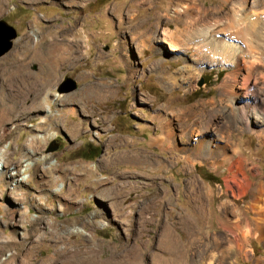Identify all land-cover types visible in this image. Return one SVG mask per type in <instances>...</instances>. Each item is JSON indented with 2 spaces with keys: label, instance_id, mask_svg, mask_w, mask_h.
Wrapping results in <instances>:
<instances>
[{
  "label": "rangeland",
  "instance_id": "obj_1",
  "mask_svg": "<svg viewBox=\"0 0 264 264\" xmlns=\"http://www.w3.org/2000/svg\"><path fill=\"white\" fill-rule=\"evenodd\" d=\"M166 1L0 0V20H4L16 31L11 48L0 56V96L7 95L3 90L4 85L10 91L8 99L4 101L6 106L17 104L19 109L17 115H11V121L0 126L6 128L0 137V158L2 155L3 159L8 158L9 173L18 174L15 179L9 178V173L0 176V262L125 264L143 248L155 252L156 256L160 255L156 252L157 242L168 231L172 232L179 244L186 242L189 234L195 236L193 248L201 245L208 249L204 244L207 242L211 247L212 243L214 260L210 264H255L256 260L258 264H264V244L257 240L256 234L247 235L242 242L236 230L225 232L219 222L224 214L218 206L222 200L228 201L232 207L231 212L226 214L227 219L238 217L240 212L249 218V193H243L225 178L226 166L214 167L210 161L198 157L186 166L180 151L150 143L151 136L158 132L152 115L159 105L166 108V113L175 122L179 110L201 100L213 99L215 109H218V86L228 77L227 72L233 71L230 64L236 62L235 58L228 57L226 64L222 54L213 55L205 48H201L197 54L193 52L195 49L185 53L184 50L183 53L177 52V55L188 59L195 72L182 88L169 86L166 89L163 86L166 75L183 63L181 58L174 59L175 54L163 43L161 50L157 51V43L151 41V45L141 46L138 39L134 38V46L130 45L129 52L130 63L137 72L128 76V67L121 59L118 46L120 38L130 41L129 34H136L140 30L147 29L150 37L155 35V22L161 27L173 28L178 16L176 10L184 4L188 6L186 9L192 18L187 19L188 23L193 22L197 26L214 24L213 29L222 32L228 28L227 18L231 14L236 15L246 0ZM200 8L206 11L202 12ZM127 10L134 13L133 20L128 28L119 30L126 27L119 20V15L123 13L125 17ZM71 26L79 37L86 39L84 54L79 60H58L59 46L51 47V50L42 52L38 57L32 54L34 47L46 43L53 34L56 40L65 37L64 31ZM224 33V40L234 44L236 37ZM252 44L264 58V21L257 25ZM234 45L236 49L232 48V51L237 57L241 53L239 49H243L244 45L240 46L239 41ZM63 47L64 54L69 55L72 47L67 44ZM243 54L245 60H249ZM157 58L162 59V67L167 68L162 80L157 79L158 72L152 67ZM263 63L260 58L258 67L256 65L253 69L254 77L248 82L241 79L243 74L239 76V82L245 85L239 91V103L246 101L251 105L260 104L264 112ZM67 78L74 81L75 87L66 92H58ZM33 80L37 85L48 81L38 95L35 87L29 86ZM100 83L112 84L116 93L109 97L97 96L96 88L102 85ZM247 86L250 93L245 98L241 95ZM47 91L50 95L44 100ZM76 92L79 93V101L75 97ZM139 92L146 94L150 101L142 99ZM83 102L95 111V121L80 109ZM45 105L51 108L52 115L46 116ZM207 111L208 108L203 114ZM188 115L187 118L184 116L183 123L186 125L198 119L197 115ZM103 116H106V120L102 123ZM41 118H45V121L40 123ZM228 124L231 128L223 132H233L231 139L248 160L247 167H251V170L246 168L245 176L251 187H254L264 180V124L260 127L250 124L249 128L242 131H233V126L242 127L243 122L241 125V121L230 119ZM71 127H75L73 133L69 132ZM38 132L43 134V140L37 142L38 146L33 143L35 153L30 155L29 161L33 164L37 160L40 165L26 169L23 167L24 159L28 158L25 140L32 133ZM111 134L117 136V146H107ZM186 139L184 136L177 137L175 143L177 146L189 143L190 138ZM51 143L56 148L47 151ZM123 150L146 154L155 162L145 165L136 159H121L119 163L109 166L99 163L103 155ZM14 161H20L16 168H13ZM76 162L94 163L95 173L85 178L79 177L80 167L77 165L76 170L70 169L65 175L58 169L60 165H73ZM42 165L51 169L46 174L50 179L48 187L37 186L35 182L42 176ZM117 171H130L132 173L125 176L130 174L132 177L129 179L143 183L140 189L125 191L127 193L119 203L118 213L123 214L120 217L118 214L114 216L112 207L96 193L118 181H126L123 175L112 174ZM139 171L148 175L136 173ZM98 176L107 179L99 183L93 181ZM189 176H194L200 186V191L194 195L188 188ZM74 178L79 180L75 181ZM144 201L149 203L147 210L141 204ZM198 207L203 208L204 216L203 210L199 213ZM98 210L102 213L101 217L97 216ZM57 223H70L68 231H62L59 226L55 228L54 224ZM164 225L170 230L167 227L164 229ZM74 227H81L83 232L76 233L72 230ZM200 230L210 236L198 238L197 232ZM227 239L230 241H225ZM197 254L195 252L193 257L190 256L191 263L197 259ZM143 261L144 264H152L147 256H144Z\"/></svg>",
  "mask_w": 264,
  "mask_h": 264
},
{
  "label": "bare ground",
  "instance_id": "obj_2",
  "mask_svg": "<svg viewBox=\"0 0 264 264\" xmlns=\"http://www.w3.org/2000/svg\"><path fill=\"white\" fill-rule=\"evenodd\" d=\"M27 1H31V0H27ZM170 1L173 0H167L166 2L169 3ZM176 1H178L179 3L181 0H176ZM167 3L165 5H167ZM186 7L188 6L184 4V6H181L176 10L178 16H177V21H175L176 24L174 25L173 28L161 27L159 26L158 22H155L154 26L156 33L151 37H150V33H148V30L146 29V30H140L136 34H132V33L129 34L131 39L130 41L126 40L125 38H120L118 43L120 56L121 59L126 62V65L128 67L127 69L128 76H132L133 73L137 72L136 70H134L133 65L130 63L131 55L129 52L130 45L134 46L133 44L134 38L138 39L141 46H146L148 44L151 45L150 43L151 41L152 43H157L155 47V50L157 51L161 50L162 43L165 44L167 48L171 52H173V55L175 54L173 56L174 59L181 58L183 61V63L179 67L170 71L166 75V80L163 82V86L166 89L169 88V86L171 88L172 87L182 88L184 83L188 84L189 78L193 76L195 72L194 66L192 67L190 65L188 59L177 55L176 54L177 52L185 53L190 49H195L193 52L197 54V52L200 51L201 48H205V49H209L208 51H210L211 54L213 55L217 53L222 54L225 58V61L227 62L226 64H228V57L235 58L236 62L230 64L234 68L233 71L227 72L228 77L223 79L218 86V100L220 102L219 108L215 109L213 99L201 100L194 104H190L186 106L182 110H179L178 113L179 115L176 118V122H175L174 119L171 118V116H169L166 113L167 112L166 108L162 105H159L156 108L157 110H155L154 114L152 115V118L155 120L158 132L153 136H151L150 143L160 148L167 146L168 148H172L180 151L182 153L181 154L182 158L185 160L186 166H189L192 163L193 158L195 157L210 161L214 167H217L218 165H224V167L226 166L227 174L225 178H227L233 186L239 188L243 193L246 192L249 193V204L247 206V213H249V218H246V216L239 211L240 213L238 217H234V219H227L226 214L228 212H231L232 207L228 201L222 200L218 206L221 212L224 213L225 215L222 214L221 220L219 222L222 225V228L225 230V232L227 230L228 231L236 230L242 242L245 240L247 235L256 234L258 238L257 240L261 241L264 244V180L258 183L257 185H255L254 187H251V184L247 176H245L246 168L248 170H251V167H247V163H249L248 160L246 159V157L242 155V152L238 148L237 144L231 139V133L233 132L230 131V133L228 134H225L223 132L225 130L229 131V128H231L229 127L228 124L230 119L241 121V125L243 122L242 127L234 125L233 131L236 130L242 131L246 129V127L249 128L248 125L250 124L251 125L255 124L258 127L264 124V112L263 110H261L260 104L251 105L246 101L239 103V98H240L239 91L240 89L242 91V89H244L245 87V85H243V82H248V80L251 79V77L253 76V69L256 68V65L258 67V60L260 58L262 62H264V58L261 57V54L257 53L256 48L254 49L252 47L253 33L255 32L257 25L264 21V0H246L245 4L241 6L242 8L238 9L239 11H237L238 13L236 15L231 14L227 18L229 21L227 25L228 28L224 29V31L222 32L214 30L213 29V26H215L214 24H202L201 26H197L194 25L193 22L188 23L187 19L188 18L192 19V18L189 15L190 13L187 12ZM200 9L202 12L206 11L205 8L204 9L200 8ZM247 9L248 12L246 13ZM216 12L217 11L215 10L214 13ZM157 15L159 14H155L154 16ZM133 17H134V13H132V11L129 10L126 11L125 17L123 16V13H121L119 15V20L121 21L122 24H125L126 27L123 26L122 28H119V30L128 28V25L131 24ZM143 23H140V25H142ZM224 32L233 34L234 35L233 37H236L234 44H238L239 41L240 46L244 45L243 49H239L241 53H239L237 57H235L232 51L233 49H236V45L230 43V41L224 40L223 37L224 35H226ZM77 33L74 31V29L71 26L64 31L65 37L61 36L62 38H58L56 40V36L55 34H53L52 37L46 41V43H41L39 44L38 47H34L32 54L38 57L42 55V52L44 51L48 52V50H51V47L59 46L60 50L58 49L59 51L57 53L58 60H60L61 62H66V61L71 62L72 60L77 61L79 60L80 56L84 54L83 47H84V42L86 41V39H84L83 37H79ZM218 33H224V34L218 35ZM68 34L70 35L69 38H67V36H69ZM217 36L222 38L217 39L216 38ZM64 44H67L69 47H72V50H70L69 55H65L64 54L65 52H63ZM136 49L138 50L139 47L138 48L136 47ZM182 50L184 51L182 52ZM243 53H245V55L248 56L247 59L249 60H245L246 58H244ZM199 56L200 55H198V58ZM162 63L163 60L158 58L155 62L152 63V67H154L153 70L158 72V76H157L158 80H162V78L164 77V73H166V69H167L162 67ZM2 66L4 67L6 65H2ZM4 71L5 70L3 69L2 72ZM241 74H243L244 76H241ZM239 76H241V79L244 80L243 82L242 81L239 82V78H240ZM47 84L48 81L45 84L37 85L33 80L32 82L29 83V86L30 87L34 86L36 94L38 95V92L41 91V88H43V86ZM100 84L102 85L96 88L97 96L109 97L116 93V90L113 89L112 84H104V83H100ZM3 87H4L3 90L6 91L7 95L0 96V126L2 123L11 121L13 118V116L11 117V115H17L19 112L18 106H16L17 104L9 107L6 106L4 101L8 99L10 91L4 85ZM248 89L249 86H247L245 90H243L244 93L243 95H241L242 97L245 98L247 97L248 93H250ZM0 91H2L1 84H0ZM251 92L253 93V91ZM138 94L141 96L142 99L150 101V99L146 94L141 92H139ZM48 95H50L49 91L45 93L43 99L46 100L47 99L46 97H48ZM249 96L251 97V95ZM75 97L78 98V101L81 100L79 93L77 92ZM44 108L46 111V116L52 115L51 108L48 105H45ZM207 108H208L207 113L203 114ZM80 109L82 110V112L87 113L88 116L92 118V121H95L94 119L95 111L88 108L84 102L81 104ZM188 114L194 116L197 115L196 117H198V119L194 121L192 120L193 122L192 123L190 122V125H186L185 123H183V121H184V116L185 117L189 116ZM223 115L227 120H225ZM45 118H41L39 122L41 123L45 121L44 120ZM105 120H106V116L101 117L102 123ZM5 130L6 128L4 127L0 128V137L3 136ZM74 131H75V127L73 128L71 127L69 129L70 133H73ZM183 136L187 137V139L190 138L188 140L189 143H182V145L177 146L175 143L177 137L180 138ZM108 137L109 140L107 142V146L110 144H112L113 146L118 145L119 140L116 135L111 134ZM41 140H43V134L41 132L32 133L26 138L25 147H26V152L28 154L27 156L28 158L24 159V165H23L24 168L29 169L32 166L40 165V163L37 160H35L34 163L32 164L29 161L30 159L29 157L31 154L35 153V146H38V143H40ZM33 143H36L37 145L34 146ZM0 159H1L0 176L2 177L4 174L9 173L8 167L10 164V160H8V158L3 159V155L2 158ZM121 159L126 161L136 159L145 165H150L152 164V162H155L154 159L149 158L146 154H141L140 152H135L132 150L131 151L123 150V151L115 152L111 155L109 154L103 155L99 163L103 166H109L119 163V160ZM19 162L20 161H14L13 168H16ZM75 165L80 167V169H78L80 171L79 177L87 178L95 173L94 163L76 162L73 163V165L72 164L60 165L58 166V169L63 173V175H65V172H67L70 169L72 171L76 170ZM41 169L43 171L42 176H40L38 179L35 180L36 185L37 186L45 185L48 187L50 184L49 183L50 179L49 176L46 177V174H49L51 169L49 166L44 167L43 165L41 166ZM259 172L260 171H258V173ZM128 173H132V172L130 171L112 172L113 175L115 174H118L119 176L123 175L122 178H124L126 181H118L110 186H107L99 191H96L97 195L105 199L108 205L112 207L114 216H117V214L118 217L123 215V214H119L118 212H120L119 203L121 201V198L127 193L125 191H128L127 189L129 190L140 189V185L143 184L142 181L132 180V178L129 179V177L132 176H129L130 174L125 176V174ZM136 173L148 175V173L146 174L145 172H141V171ZM17 175L18 174H16V172L14 174L9 173V178L15 179ZM74 179L75 181L79 180V178H74ZM103 179H107V178L98 176L94 178L93 181L99 183ZM64 180L68 182L66 177H64ZM187 182L190 185L189 187L188 186L187 187L193 193V195L200 191L199 190L200 186L198 185V182L196 181V178H194V176H189L187 178ZM230 187L232 186L230 185ZM153 197L154 196H151V198ZM76 201L79 202L78 199H76ZM141 204L144 205L143 206L144 210H147L149 208L148 201L147 203L146 201L141 202ZM197 210L199 211V213L202 212L201 207H198ZM125 213H130V212L126 211ZM101 214H102L101 211L98 210L97 216L101 217ZM54 225L55 228L59 226V228L62 229V231L63 230L68 231L67 227L68 225H70V223H67L66 225H59L57 223ZM72 230H74L76 233L83 232L81 227H74V229ZM197 234H199V236L197 235L198 238H200V236H202L203 238L210 236L209 234L201 231L197 232ZM52 237H54V235H52ZM223 238L226 239L227 236H223ZM195 240H196L195 236H191L189 234V239L186 240V242H184L183 244H179L178 241L172 236V234L167 231L166 233L163 234V237L157 242L161 248L160 255L157 254L156 256L155 252H151L146 248H143L144 250H141L139 251V253L134 254L132 260H127V263L125 264H144L143 261L144 256H147L152 264L212 263V261L214 260V253L212 252L213 244L209 242L211 244V247H209L208 243L206 242V244L204 245H207L208 249L202 248L201 245L198 248L195 247L193 248L192 245L195 243ZM225 241L228 242L230 240L227 239ZM229 247L230 246H228V248ZM195 252L198 253L199 255L197 254L198 256H195L197 257V259L196 260L194 259V262L191 263L192 258H190V256H192ZM52 259H54V257ZM187 260L190 262L186 263ZM0 264H5V263L0 262Z\"/></svg>",
  "mask_w": 264,
  "mask_h": 264
},
{
  "label": "water",
  "instance_id": "obj_3",
  "mask_svg": "<svg viewBox=\"0 0 264 264\" xmlns=\"http://www.w3.org/2000/svg\"><path fill=\"white\" fill-rule=\"evenodd\" d=\"M16 38L15 29L6 23L4 20H0V56L8 51L12 46L13 39ZM75 87L74 81L67 78L64 83L59 87L58 92H66ZM56 148V145L52 143L48 146L47 151H52Z\"/></svg>",
  "mask_w": 264,
  "mask_h": 264
},
{
  "label": "crops",
  "instance_id": "obj_4",
  "mask_svg": "<svg viewBox=\"0 0 264 264\" xmlns=\"http://www.w3.org/2000/svg\"><path fill=\"white\" fill-rule=\"evenodd\" d=\"M167 194H168V193H167ZM202 210H203V208H202ZM195 211H196V210H195ZM196 212H197V211H196ZM197 213H198V212H197ZM203 213H204V214H203L202 216H204V215H205V211H204V210H203ZM198 214H199V213H198ZM165 227H167V225H164V226H163V228H164V229H165ZM167 228H168V227H167ZM164 229H163V231H164ZM168 229H169V228H168ZM169 230H170V229H169ZM163 231H162V232H160V233H161V235H162ZM200 231H201V230H200ZM170 232H171V231H170ZM171 233H172V232H171ZM161 235H159V238H160V236H161ZM159 238H158V239H159ZM158 239H157V241H158ZM176 240H177V239H176ZM177 241H178V240H177ZM178 242H179V241H178ZM157 245H158V251H156V252H159V253H160V252H161L160 245H159L158 243H157ZM153 251H154V250H153ZM258 262H259V261H258V260H256V263H255V264H258Z\"/></svg>",
  "mask_w": 264,
  "mask_h": 264
},
{
  "label": "trees",
  "instance_id": "obj_5",
  "mask_svg": "<svg viewBox=\"0 0 264 264\" xmlns=\"http://www.w3.org/2000/svg\"><path fill=\"white\" fill-rule=\"evenodd\" d=\"M209 180V179H208Z\"/></svg>",
  "mask_w": 264,
  "mask_h": 264
}]
</instances>
